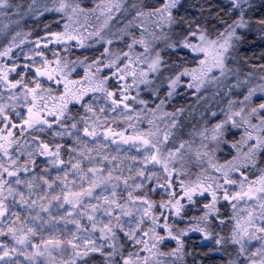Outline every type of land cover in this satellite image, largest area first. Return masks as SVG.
Instances as JSON below:
<instances>
[{"label": "snow or ice", "instance_id": "1", "mask_svg": "<svg viewBox=\"0 0 264 264\" xmlns=\"http://www.w3.org/2000/svg\"><path fill=\"white\" fill-rule=\"evenodd\" d=\"M47 14L58 30L21 27ZM250 36L264 0H0V264H186L192 233L264 264ZM210 88L185 138L169 105Z\"/></svg>", "mask_w": 264, "mask_h": 264}, {"label": "trees", "instance_id": "2", "mask_svg": "<svg viewBox=\"0 0 264 264\" xmlns=\"http://www.w3.org/2000/svg\"><path fill=\"white\" fill-rule=\"evenodd\" d=\"M14 2H16V0H14ZM23 2L26 4L27 0H23ZM255 2L257 5H259L261 3V0H255ZM55 19H58V17H55L53 14H47L45 17H42L39 21L32 18L21 21V27H23L25 31L31 30L33 32V38H35L37 34L42 35L44 33V24H51L52 28L53 27L57 28V25L53 22ZM249 39L251 42L250 45L246 46L242 51L247 56L253 58V54L256 55V51L253 50V46L256 44L257 48L259 46L262 47L264 45V41H261L255 38L254 36H250ZM74 54L80 55L81 52L76 51ZM244 70L248 71L249 69L245 68ZM213 93H214L213 90H208L207 92L204 93L205 96L209 97V100L207 102H203V101L198 102L195 96L185 94L182 96H177L173 104L169 105L168 110L170 111L175 107H184L186 109L184 116L181 117V122L184 124L183 132L185 138H187L186 133L190 130L191 125L195 124L199 126L200 115L202 112H204L205 108H207L208 106H212L213 108L218 107L217 100L213 99ZM211 246L212 245L208 242L206 245H203L199 248H197L196 246L195 248L188 247V249L191 250L193 257L191 259V255L186 256L185 257L186 264H226L227 256H225L223 253H217V252L209 253V247ZM188 249L186 246V251Z\"/></svg>", "mask_w": 264, "mask_h": 264}, {"label": "rangeland", "instance_id": "3", "mask_svg": "<svg viewBox=\"0 0 264 264\" xmlns=\"http://www.w3.org/2000/svg\"><path fill=\"white\" fill-rule=\"evenodd\" d=\"M188 3L189 4H191V3H194V0H188ZM189 11H192L193 12V14H195L194 13V11H193V9H189ZM26 19H31V17H29V18H25L24 20H26ZM32 19H34V18H32ZM24 20H22V21H24ZM8 21L7 20H5L4 21V23H7ZM14 27V26H13ZM61 27H62V25H61ZM53 30H58L56 27L54 28L53 27ZM257 49V50H256ZM253 50H255L256 51V55L255 56H253V58H252V60H253V62H256L257 64H259V63H261V62H264V61H260V59H259V55H260V53L262 52V51H264V45L261 47V46H259L258 48L256 47V44L253 46ZM77 51H80L81 53L82 52H84L85 54H89V55H92L93 54V52H92V50H77ZM96 54H98V53H96ZM209 90H213L214 91V89H209ZM182 92H184L185 90H181ZM211 92V91H210ZM209 95H210V93H209ZM207 97V96H206ZM177 98V97H176ZM176 98H175V100H176ZM209 100V97H207V99L206 100H201V102L203 101V102H207ZM174 102V101H173ZM173 102L171 103V104H173ZM170 104V105H171ZM178 104V103H177ZM40 161L38 160V163H39ZM186 241H187V244H186V246H187V249H188V247H194L195 248V246L197 247V248H199V247H201V246H203V245H206L208 242H201V237H200V235L199 234H197V233H192L189 237H186ZM210 243V242H209ZM172 246H174V244H170L169 245V247H172ZM189 253H191V250L190 249H188L187 250ZM191 255V259H192V257H193V255H192V253L190 254Z\"/></svg>", "mask_w": 264, "mask_h": 264}]
</instances>
